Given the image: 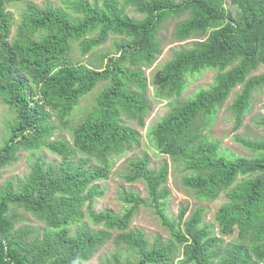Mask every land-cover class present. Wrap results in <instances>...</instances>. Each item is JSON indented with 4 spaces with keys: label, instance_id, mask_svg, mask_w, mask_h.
Masks as SVG:
<instances>
[{
    "label": "trees",
    "instance_id": "obj_1",
    "mask_svg": "<svg viewBox=\"0 0 264 264\" xmlns=\"http://www.w3.org/2000/svg\"><path fill=\"white\" fill-rule=\"evenodd\" d=\"M19 1L0 0V99L12 115L0 142V168L16 160L18 150L30 151L34 160L23 181L0 188V264H82L113 230L119 231L112 238L116 248L99 264H173L179 253L175 264H264V139L236 137L254 154L234 155L202 132L241 84L231 103L238 127L252 93L264 85V71L251 74L264 64V0H229L235 12L226 0H63L62 7L26 0L16 22L8 7ZM185 13L173 37L203 38L172 49L147 78L143 67L160 53L158 29ZM110 34L113 49L99 54L100 68L70 58L71 41L78 40L86 54ZM205 69L215 70L211 84L176 103L146 136L154 151L168 156L174 172L185 171L180 181L193 195L208 200L224 192L213 218L217 231L214 222H202L204 207L196 205L188 217V203L176 216L166 212L169 164L150 168L145 152L129 159L121 176L142 181L147 196L121 188L119 212L93 209L94 198L104 192L98 181L108 177L110 158L139 143L138 130L122 116L142 123L151 107L148 85L156 100L167 99L185 89L187 76ZM99 82L94 104L69 128L71 140L48 139ZM258 124L264 126V116ZM39 148L60 161L46 162ZM139 205L153 209L169 239L149 243L141 229L129 227ZM20 208L43 226L15 227ZM230 235L238 241L222 246V236ZM248 235L247 244L240 242Z\"/></svg>",
    "mask_w": 264,
    "mask_h": 264
},
{
    "label": "rangeland",
    "instance_id": "obj_2",
    "mask_svg": "<svg viewBox=\"0 0 264 264\" xmlns=\"http://www.w3.org/2000/svg\"><path fill=\"white\" fill-rule=\"evenodd\" d=\"M26 0H21L19 2L13 3L8 9L13 13L14 19L17 22L18 12L23 8ZM37 5L43 6L46 3L52 4L54 6H60L64 4L63 0H32ZM225 6L227 9L235 12L237 9L235 5L230 4L229 0L225 1ZM128 14L134 17H141L140 13H136L133 10L127 8ZM187 17V14H181L180 16L168 18L163 23L160 29H158L157 37L160 43V53L155 57L151 65L143 67L147 78L151 70L155 68L158 64H162L166 59L172 56V49L180 46L189 47L192 42L196 39H202L203 37L193 35L185 40H176L172 33L175 23L181 21ZM15 27L11 28V33H14ZM115 35L110 34L107 41L86 54H81L79 51L78 40L71 41L70 58L72 61H81L94 68H100L102 60L99 58V54L102 51L113 49L112 39ZM103 66V65H101ZM264 71V64H260L251 74H257ZM215 74L214 69H205L199 71L198 73L187 76V85L185 89L179 94L173 97L163 99L159 98L156 100L152 96V86L148 85L146 90V95L151 101V107L146 111L143 116L142 123L137 122L135 119H131L128 116H122L124 120L133 128L139 132V143L132 144L129 148L125 149L122 153L118 155H113L110 158L112 162V167L108 177L104 180H99L98 183L104 188L102 195L94 198L93 209L99 210L103 208H111L114 211L119 212L123 207V203L119 200V191L121 188L133 189L139 192L140 197H146L147 193L145 190V184L136 180L134 182H127L123 180L121 174L123 170L127 169V161L133 157H140L142 153H146L149 157V167L157 168L164 160L169 164L168 176L166 186L170 188V195L167 199V209L166 212L173 216H176L181 208L186 203L189 207L184 215L188 217L196 205L204 207L202 222H214V214L219 205L224 201L225 194L220 192L219 196L214 199L203 200L192 194V191L182 185L180 177L185 173L179 167L177 172H174L171 168L172 162L168 159V156L154 151L149 140L146 136L147 128L150 125L155 124L158 120L162 119L171 110L174 109V105L179 103L186 98L192 96V94L198 89L203 88L211 84L213 76ZM102 82H99L88 94L81 98L77 107H75L68 116V122L65 125H59L53 131L52 135L48 139H53L55 136L60 135L65 137L67 140H71V133L69 128L75 126L76 123L81 121L83 117L87 114L88 110L94 104L95 95L98 93L102 87ZM241 87L238 84L234 89L231 90L227 99L218 108L217 112L214 114L212 120L205 121L206 126L202 129V132L207 134L210 139L216 140L219 143V148L226 150L227 152L234 155H253L254 152L243 147L237 140L236 137H243L247 139H264V126L258 124L259 117L264 116V85L257 87L252 93L251 104L249 109L243 115L238 127H235V114L231 108V103L234 95ZM12 115H10L7 107L2 103L0 99V142L6 137V122L10 121ZM201 119V118H200ZM17 159L3 165L0 168V188L3 187L7 182H12L13 185H17L19 182L23 181L24 178L30 171V165L34 160V156L28 150H18L16 152ZM37 155L42 156L43 160L46 162H59L60 156L47 151L44 148H39ZM21 218H19L15 227H20L23 225H29L34 229H40L43 226L42 222L32 217L30 213L19 209ZM87 220V218L85 217ZM215 224V222H214ZM93 228H99L100 225H93ZM214 230L217 231L218 227L215 224ZM130 228L141 229L144 233L145 238L150 243L156 237H160L163 240L170 238V234L166 227L161 225L157 214L154 213L153 209L146 205H139L138 209L134 213L130 223ZM119 233L118 230H113L110 238L105 241L101 246L98 247L96 251L90 256V258L83 262L82 264H99L100 261L108 257L116 248L115 242L112 239L114 235ZM235 235L222 236L224 241L222 246L232 240L238 241L237 238H233ZM249 235L244 239L243 243H248ZM124 249V248H123ZM179 251L181 247L178 248ZM125 250V249H124ZM123 250V251H124ZM181 258V253L176 255L173 259V264L176 260Z\"/></svg>",
    "mask_w": 264,
    "mask_h": 264
}]
</instances>
